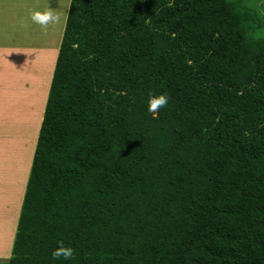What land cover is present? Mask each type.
Returning <instances> with one entry per match:
<instances>
[{"label":"trees","instance_id":"1","mask_svg":"<svg viewBox=\"0 0 264 264\" xmlns=\"http://www.w3.org/2000/svg\"><path fill=\"white\" fill-rule=\"evenodd\" d=\"M259 1L71 0L0 264H264Z\"/></svg>","mask_w":264,"mask_h":264},{"label":"rangeland","instance_id":"2","mask_svg":"<svg viewBox=\"0 0 264 264\" xmlns=\"http://www.w3.org/2000/svg\"><path fill=\"white\" fill-rule=\"evenodd\" d=\"M8 3L2 7L12 16L4 15L7 19L3 24L12 28V33H7L9 29L1 24L0 37L5 39L11 36L12 40L16 37L18 51L10 57L13 68L8 74L0 73L4 76L3 84L0 81V98L11 104L9 109L3 106L0 108H3L0 110L2 113L0 114V163L8 164L9 161H12L14 165L17 163L20 166L19 170L25 174L28 171L29 162L33 161L37 136L46 107L47 97L45 98L46 94L43 91L47 90L48 85L49 88L51 86L54 73L52 67L57 60L56 51L60 47L57 36L63 32L71 0H9ZM41 7H49L57 11L59 9L61 23L50 25L43 31L39 26L33 25L27 19L29 9ZM258 10L264 15V0L259 1ZM4 43L9 44L10 41L7 40ZM6 75L11 76V82L5 79L8 77ZM1 130L4 133L6 131L7 136H4ZM9 140L11 143L8 146ZM4 208L0 211V241H3L1 243L5 248L0 249V254L11 252L13 245L11 232L7 235L4 233L5 229L13 230L12 223H15V219H12L11 214Z\"/></svg>","mask_w":264,"mask_h":264},{"label":"crops","instance_id":"3","mask_svg":"<svg viewBox=\"0 0 264 264\" xmlns=\"http://www.w3.org/2000/svg\"><path fill=\"white\" fill-rule=\"evenodd\" d=\"M9 0H0V25L2 24L3 26L6 27V29H9L7 33H12V28H9V26L4 25L3 22L5 19H7L4 15H11L9 12H7L6 10H4V8L2 7L5 6L8 3ZM20 3V2H19ZM18 5V4H17ZM10 10V9H9ZM54 12H57L59 14V9L57 10H53ZM12 16V15H11ZM4 18V19H3ZM16 25V22H15ZM16 29V27L14 28ZM64 30H65V24L63 26V32L58 34V46H59V42L61 45L62 39H63V34H64ZM61 31V29H60ZM1 33V30H0ZM9 36V35H8ZM1 38V37H0ZM9 40L10 43H4L5 41ZM56 40V38L54 39V41ZM0 73L1 72H5L6 74H8L9 70H11L13 68V66H11V60L10 57L11 55H14L15 51L17 50V38L15 37L13 40L11 39V36L5 39H0ZM13 42V44H12ZM57 45V44H56ZM59 49L56 51V56L58 57V53H59ZM55 57V56H54ZM55 64L52 67V71L54 72L55 69ZM18 69H20L19 66H17ZM8 76V75H6ZM4 76L0 75V81L2 82V78ZM11 76L6 77L5 79L8 80V82H11L10 79ZM4 79V80H5ZM6 80V81H7ZM50 90L49 85L47 90ZM46 91H43V93L45 92V98H48V94ZM43 95V96H44ZM47 102V99H45ZM7 104V105H6ZM11 104L4 102L1 98H0V108L3 106L7 107L9 109V106ZM14 106V105H13ZM2 108V109H3ZM0 109V110H2ZM2 115V113H0ZM1 133L4 134V136L6 135V131L5 133L3 132V130H1ZM8 146L10 145L11 141L9 140ZM32 161H30L29 163V167L27 168V172L24 174L23 171H20V166L19 164L15 163L12 164V161H9L8 164H3L0 163V211L4 208L6 209L5 211L8 212L9 214H11V218L15 219V223L13 222L12 224L14 225L13 230L12 229H5V235H7L8 233H10L12 231L11 234V243H13V238H14V233L16 230V225L18 223V219L21 213V209H22V204H23V200H24V196H25V192H26V187H27V182H28V178H29V173H30V169H31V163ZM18 165V166H17ZM20 173V174H19ZM4 211V213H6ZM13 212V213H12ZM3 241H0V249H4V245H2L3 243H1ZM11 258V252L8 254H0V260L1 263H5L8 262Z\"/></svg>","mask_w":264,"mask_h":264},{"label":"clouds","instance_id":"4","mask_svg":"<svg viewBox=\"0 0 264 264\" xmlns=\"http://www.w3.org/2000/svg\"><path fill=\"white\" fill-rule=\"evenodd\" d=\"M27 19L33 24L39 26L43 30H47L50 25L61 23V15L54 12L49 7L29 9ZM168 104V97L165 94H149L147 100V111L153 116L163 107ZM74 250L70 246H65L62 242L55 248L51 255L53 259L63 258L69 260L73 257Z\"/></svg>","mask_w":264,"mask_h":264}]
</instances>
